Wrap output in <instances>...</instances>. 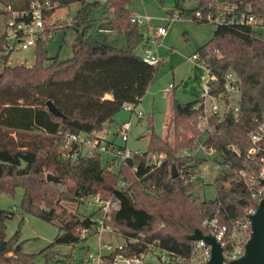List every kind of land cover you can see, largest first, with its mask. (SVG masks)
I'll return each instance as SVG.
<instances>
[{"label":"trees","instance_id":"1","mask_svg":"<svg viewBox=\"0 0 264 264\" xmlns=\"http://www.w3.org/2000/svg\"><path fill=\"white\" fill-rule=\"evenodd\" d=\"M31 1L0 0V4L21 9ZM51 1L57 2V6L82 2L69 21L77 33L83 30V39L72 43L71 56L64 59L54 56L46 64L47 39L38 38L31 65L8 64L10 54L4 53L6 39L0 34V194L14 197L21 187V209L57 224L54 239L39 254L49 256L55 246L76 245L86 239L81 231L97 224L93 214H75L60 220L59 202H83L85 196L92 194L101 199L114 194L119 200L117 208L101 215V222L121 234L125 245L103 255V264H112L117 253L134 256L151 247L187 256L193 242L188 234L196 227L208 232L204 221L214 216L231 233L232 225L240 222L246 209L254 205L235 170L251 145L248 132L255 125L254 119L264 112V39L259 31L247 24H216L212 35L194 51L199 62L215 75L207 83L209 94L222 91L223 75L228 69L241 82L236 113L209 118L211 130L202 142L218 155L215 197L196 201L190 190L191 174L202 157L178 152L196 144L194 136H187L186 132L196 130L198 110L193 105L199 97L185 102L172 99L166 128L173 132L172 142L168 132L158 133L151 115L147 116V149L135 152L116 171L110 169L108 160L102 161L99 151L75 158L62 154L64 132L95 136L105 129L104 123L114 122V114L124 103L136 106L156 67L135 51L144 34L140 24L131 20L128 8L131 0ZM189 1L175 0L167 12L172 15L177 11L185 17L198 8L203 11L210 8L215 13L223 3L238 2L241 9L264 20V0H197L195 6H188ZM97 9L99 16L92 17ZM2 13L5 11L0 8ZM100 20L118 28L125 46L111 42L107 34L92 28ZM49 31L46 24L45 32ZM47 99L53 101L63 116L49 111ZM153 153L164 154L158 165L151 163ZM172 163L177 171L174 177ZM47 172L58 180H47ZM118 177L125 181L120 188L116 187ZM12 213L11 209L0 208V264H35L38 253L23 251L22 241L18 242L21 221L14 233L7 236L6 221ZM67 256H71L70 252Z\"/></svg>","mask_w":264,"mask_h":264},{"label":"rangeland","instance_id":"2","mask_svg":"<svg viewBox=\"0 0 264 264\" xmlns=\"http://www.w3.org/2000/svg\"><path fill=\"white\" fill-rule=\"evenodd\" d=\"M175 0H131L128 7L132 12L136 13H148L152 15L151 25L148 23L140 24L141 30L144 33L145 38L155 34L156 24L168 22L167 34L161 38H156V51L160 58L164 61H161L158 65V69L155 72V79L153 86L157 89V94L154 101L155 108V122H156V131L158 133H166L165 128H163V123L166 121L167 113V100L171 99L172 95L178 92L180 89V84H176L174 88H171L169 91H165L163 88L167 86L168 83L175 81L179 82L177 78L187 77L185 73L189 70L190 58L189 56L195 51V49L200 46L210 35L215 23L212 21H197L192 19H187L184 16L180 17H171L167 12L168 9L173 8ZM197 0H191L187 4L188 6H195ZM81 1L71 2L68 5L57 6L53 9V12L47 17V24L50 26L49 37L44 45L48 51V58L45 60V63H49L52 57L57 56L59 59H64L72 55V43L75 40L77 35V29L69 25V21L72 20L76 10L81 6ZM177 13V11H175ZM92 17L99 16V10H95L92 14ZM166 17V19H165ZM169 19V20H167ZM100 20L99 22H102ZM54 24V25H52ZM5 27V15L0 14V33L3 32ZM114 27V26H113ZM93 28V27H92ZM115 31L118 28L114 27ZM94 29V28H93ZM261 37L264 39V27L257 28ZM120 32V31H118ZM48 34V33H47ZM153 34V35H154ZM113 35V34H112ZM117 35V36H116ZM113 37H118L122 34H116ZM110 34L107 36L109 39ZM118 41V39H114ZM118 43V42H117ZM119 45L125 46L123 40L119 41ZM35 48L30 46L27 49H15L13 50L7 60L8 64H17L23 63L26 65H31L34 62ZM140 51V48H138ZM197 71V72H195ZM194 77H198L197 87L200 90L203 89V81L200 78V73L202 70H194ZM189 80L184 82L189 83ZM176 94L173 96L174 98ZM181 99V98H180ZM185 99V98H183ZM234 98H229L230 103H233ZM145 104H141L136 109L141 110L143 115L138 116L136 113H133L131 116V128L129 130V136L127 141L121 139L120 133L117 130V124L123 120H126L130 117L131 112L125 108H121L113 116L114 122L110 124L108 132L105 134L107 139L104 138L105 135H101V131L98 132L105 140H111L118 145H126L129 149L135 151H144L147 149V123H146V113L143 112L144 107H151V99L147 97L144 100ZM169 113V107H168ZM211 130V126L205 130L199 129L196 125V130L192 129L186 132L187 136L192 135L194 139L203 140L207 131ZM168 132V131H167ZM169 140L173 141V132L170 130L168 132ZM104 136V137H103ZM197 144V141H196ZM194 143L193 148H185L179 150L180 155H192L196 152L193 150L196 148ZM206 154L201 156L208 159V167L206 171L201 172L200 163L196 168L192 170L191 179L193 184L190 187V190H193L194 198L196 201L201 199H210L215 197V179L213 183L212 178L215 174V169L219 170V166L216 163V158L218 157L217 152L215 153L206 148ZM209 151V152H208ZM213 152V153H212ZM112 152L102 151V161L105 162L108 160L109 167L111 170L116 171L117 166V156L111 155ZM160 155V154H159ZM215 155V156H214ZM158 156H153L151 154V160L157 159ZM201 172V173H200ZM196 174V175H195ZM23 189L18 187L16 189V195L14 197L2 193L0 194V208L11 209L12 216L6 221V233L7 236H11L14 231L17 229V226L20 222V237L18 242L22 241V250L26 252H35L38 255L34 259L35 264H103L102 259L97 258L99 250L101 251V258L103 253V244L107 242L117 243L119 241L121 234L112 230L111 232L97 233L93 230V227L90 231L82 232V236H85L86 239L79 241L76 245L62 244L51 248L54 250L49 256H46L45 253L39 254L41 249H43L49 242H51L56 233H57V224L55 222L46 221L37 216H34L30 213L23 211L20 207V199ZM61 206V216L60 220L67 219L75 214L85 215L88 213L93 214V218L97 220L101 219L103 210L100 206L93 202L91 196H85L83 202L61 200L59 202ZM22 219V220H21ZM96 225V224H95ZM115 233V234H114ZM123 238V237H122ZM101 247H100V246ZM70 252L71 256L68 257L67 254ZM92 253L96 259L90 260L89 254ZM144 261L147 264H174L175 256L169 254L165 250L159 249L157 247L149 248L144 257Z\"/></svg>","mask_w":264,"mask_h":264},{"label":"built area","instance_id":"3","mask_svg":"<svg viewBox=\"0 0 264 264\" xmlns=\"http://www.w3.org/2000/svg\"><path fill=\"white\" fill-rule=\"evenodd\" d=\"M105 1V0H100ZM57 7V2L51 0H33L25 8L14 9L9 5L5 6L0 4L5 13V27L3 37L6 39L4 53H11L15 49H27L30 46L35 48L38 38L48 39L49 32H45L47 17L53 12V9ZM52 10V11H51ZM152 15L148 13H132L131 20L136 21L139 24L151 23ZM188 19H198L212 21L215 24L226 25H251L255 29L264 27V20L256 17L254 14L247 12L239 7L238 2L223 3L216 12L213 13V9L203 11L198 8L192 15L185 16ZM93 28L99 32H103L107 35L113 33L115 28L106 23L105 20L94 24ZM167 32L166 24L156 25L155 34L157 36L164 35ZM155 42V39H154ZM154 45L147 44L143 47L141 54L142 59L152 65H156L159 62V57L154 50ZM198 53L193 52L190 58L198 63ZM202 64V63H201ZM207 68V67H206ZM208 69V68H207ZM215 75L210 74L208 69V75L205 77V85L199 96L198 102L193 106L198 110L196 125L199 129L205 130L209 128L210 116H225L228 112L236 113L238 109V101L240 97V79L238 75L232 70L228 69L223 75V89L217 95H211L208 92V82ZM173 83L170 82L166 89H170ZM234 98L233 103H230L229 98ZM123 108L129 110L131 115L128 119L123 120L118 125V131L123 141L128 140L129 130L131 128V116L136 113L138 116L141 112L136 109L132 103H124ZM255 125L249 130L248 136L251 141V145L245 152V156L242 160V164L235 170L237 177L242 180L244 185L248 188L250 198L254 205L246 209L245 216L237 224L232 225V232H227V226L220 224L217 217L214 216L209 220L204 221L208 226L210 233L214 234L216 239L220 241L222 248L223 244H226L225 250L223 249V263L227 264L229 260L240 256L244 251V244L250 234V221L248 214L252 213L259 199L264 195V185L260 180L264 178V112L255 117ZM208 132V131H207ZM192 136V135H190ZM196 148L193 150H204L206 145L202 140L197 139ZM237 153L238 149L234 148ZM62 154L66 157L75 158L79 154H91L99 151H110L111 155L117 156V166L126 164L128 158H131L135 152L139 150H131L126 145H118L111 140H105L100 135L89 136L85 133L64 132L62 135V142L60 145ZM160 154V155H159ZM153 156H158L157 159L151 160V163L158 165L163 153H153ZM218 166V165H217ZM125 184L122 177H118L116 187L120 188ZM92 197L93 202L97 203L103 213L118 207L119 200L113 194L108 199H101L98 195H89ZM90 229H84L82 232L90 231ZM93 230L97 233H103L106 231H112L109 226H105L101 219L97 223ZM125 245V241L112 244L104 243L103 248L106 253H109L115 249H120ZM163 250V249H162ZM101 251L97 254L98 259H102ZM166 251V250H165ZM103 252V253H105ZM168 252V251H166ZM105 253V254H106ZM145 252H140L134 256H127L121 253H117L113 259L112 264H147L144 261ZM103 254V255H105ZM211 246L203 239H196L192 242V247L187 256H175V263L177 264H200L207 261L210 258ZM102 255V256H103ZM90 260L96 259L92 253L89 254Z\"/></svg>","mask_w":264,"mask_h":264},{"label":"crops","instance_id":"4","mask_svg":"<svg viewBox=\"0 0 264 264\" xmlns=\"http://www.w3.org/2000/svg\"><path fill=\"white\" fill-rule=\"evenodd\" d=\"M129 8V7H128ZM130 12H131V14L132 13H136V12H132V10L130 9ZM174 16H176V17H180L179 15H178V13H173L172 15H171V17H169V19H171L172 17H174ZM165 19H166V17H165ZM169 19H167V20H169ZM188 19V18H187ZM158 24H161V23H157L156 25H158ZM162 24H166L167 25V28H168V22H165V23H162ZM149 25H151V23L149 24ZM214 28L215 27H213V29H212V31H211V35H212V32H213V30H214ZM121 32H118V30L116 29V31H114L113 33H111L110 35L111 36H109V40L111 41V42H113V43H116L117 45H119V41L120 40H123V42H125V38L123 37V35L121 36V35H119L118 37H115L116 39H118V41H115L114 39V35H116V34H120ZM113 34V35H112ZM122 34V33H121ZM144 34V33H143ZM154 34V33H153ZM151 35V36H147L146 38H145V36H144V40H143V42L141 43V44H139L137 47H136V49H135V51L139 54V55H141L142 54V51H143V47L145 46V45H147V44H150V45H152L153 43H155L154 42V39H155V41H156V38H161V37H163V36H165L166 34H167V32L164 34V35H161V36H157V35ZM210 35V36H211ZM117 36V35H116ZM209 36V37H210ZM208 37V38H209ZM207 38V39H208ZM206 39V40H207ZM205 40V41H206ZM204 41V42H205ZM118 42V43H117ZM203 42V43H204ZM202 43V44H203ZM138 48H140V51L138 50ZM154 50H155V52L157 53V51H156V44L154 45ZM158 55V54H157ZM191 56V55H190ZM190 56H189V58H190ZM159 57V56H158ZM191 59V58H190ZM161 61H164L162 58H160L159 57V62L156 64V65H154L155 67H156V69H155V72H156V70L158 69V65H159V63L161 62ZM191 62H190V64H189V70L185 73V75H187V77H186V79H185V77H180L179 76V78H177V80L179 81V82H175V81H172V83H173V86L171 87V88H174L175 87V85L176 84H180L181 86H180V89L178 90V92H176L175 94H176V98L175 99H177V100H179V101H183V102H185V101H189V100H193V99H196V98H198L199 96H200V94H201V92H202V90H200V88L199 87H197V80H198V77H194V74H195V72H197V71H195L194 72V70H202V73H200V78L202 79V81H203V88H204V85H205V77L208 75V69L206 68V66L205 65H203V64H201V63H198V62H196V61H194V60H190ZM165 62V61H164ZM152 65V64H151ZM155 72H154V75H153V78H152V80L148 83V85H147V87H146V90H145V93H144V95L141 97V99H140V101L138 102V104L136 105V108H137V106L139 107L141 104L143 105V104H145L144 103V100L145 99H147V97H149L150 99H151V107H150V109H148L149 107H147V105H146V107H144L145 109L143 110V112H145L146 114V117L147 116H149V115H151V117H152V120H153V123H154V126L156 125V122H155V118H154V114H155V108L156 107H154V101H155V97H156V94H157V89H155L154 88V86H153V83H154V79H155ZM194 73V74H193ZM192 75H193V78L192 79H190V82L189 83H185L184 81L185 80H189V77H192ZM169 84V83H168ZM168 84H167V86H165L163 89L165 90V91H169L170 89H166L167 87H168ZM175 94H173L172 95V97H171V99H169V100H167V113H166V121L163 123V128H165V131H166V133H167V125L169 124V120H170V116H171V102H172V99H174V95ZM181 98V99H180ZM183 98H185V99H183ZM168 107H169V113H168ZM137 110H139V109H137ZM140 112H141V110H139ZM141 115H143V113L141 112ZM120 123H118L117 124V128H118V125H119ZM109 126H110V124H108V127L106 128L105 127V129L104 130H102L100 133H101V135H105L107 132H108V130H109ZM156 127V126H155ZM157 128V127H156ZM118 130V129H117ZM165 132L164 133H160L161 135H165L166 134ZM98 134V133H97ZM104 137V136H103ZM104 138H106L107 139V137H106V135H105V137ZM207 149H209L210 151L212 150L214 153H215V155H216V152H215V149H213V148H208L207 147ZM206 149H204V150H196V152L194 153L195 155H197V156H199V157H201V156H203V155H205L206 154V151H205ZM209 152V151H208ZM212 152V153H213ZM201 155V156H200ZM214 155V156H215ZM208 159H206V158H203L202 157V160H201V163H200V168H201V172L203 173L204 171H206V168L208 167V161H207ZM217 163V162H216ZM200 172V173H201ZM217 172H218V170H216L215 169V174H214V177L212 178V181L210 182V183H213V180L215 179V176H216V174H217ZM196 175V174H195ZM191 192H192V194L194 195V193H193V190H191ZM205 199V198H204ZM107 232H111V231H107ZM111 233H113V232H111ZM115 234V233H114ZM119 237H120V239H119V241H117V243L118 242H121V241H123V238H122V236H120L119 235ZM107 243H110V242H107ZM112 243V242H111ZM113 244V243H112ZM115 244V243H114ZM100 246V245H99ZM101 247V246H100ZM103 252H105V250H103Z\"/></svg>","mask_w":264,"mask_h":264},{"label":"water","instance_id":"5","mask_svg":"<svg viewBox=\"0 0 264 264\" xmlns=\"http://www.w3.org/2000/svg\"><path fill=\"white\" fill-rule=\"evenodd\" d=\"M82 32L80 30L75 40H82ZM49 111L55 115L63 116L62 111L53 103L51 99H47L45 102ZM104 127H108V123H104ZM177 175L175 165H171V176ZM47 180H58L56 175L51 172L46 173ZM264 185V178L260 180ZM250 221V234L244 244L243 253L231 260L227 264H264V195L259 199L255 210L248 214ZM188 238L191 240L203 239L211 246L210 258L200 264H224L223 263V248L219 240L215 235L210 232H203L199 227H196L193 232L188 234Z\"/></svg>","mask_w":264,"mask_h":264}]
</instances>
